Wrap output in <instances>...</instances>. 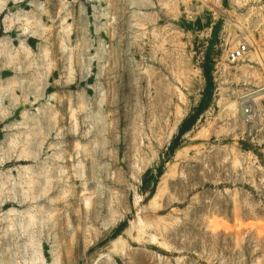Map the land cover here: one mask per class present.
Instances as JSON below:
<instances>
[{
	"label": "rangeland",
	"instance_id": "374dc122",
	"mask_svg": "<svg viewBox=\"0 0 264 264\" xmlns=\"http://www.w3.org/2000/svg\"><path fill=\"white\" fill-rule=\"evenodd\" d=\"M0 264H264V0H0Z\"/></svg>",
	"mask_w": 264,
	"mask_h": 264
},
{
	"label": "built area",
	"instance_id": "2783aa9c",
	"mask_svg": "<svg viewBox=\"0 0 264 264\" xmlns=\"http://www.w3.org/2000/svg\"><path fill=\"white\" fill-rule=\"evenodd\" d=\"M248 52H249V45L241 44L239 47H237L229 54V59L232 63L238 62L240 60H243L248 54ZM252 112H253V106L248 105L245 109V115L247 117H250Z\"/></svg>",
	"mask_w": 264,
	"mask_h": 264
},
{
	"label": "trees",
	"instance_id": "16d2710c",
	"mask_svg": "<svg viewBox=\"0 0 264 264\" xmlns=\"http://www.w3.org/2000/svg\"><path fill=\"white\" fill-rule=\"evenodd\" d=\"M185 131H186V129L184 128V126L181 127V128H180V135L183 134ZM176 147H177V146H176V144H175V145H173L172 148L175 149Z\"/></svg>",
	"mask_w": 264,
	"mask_h": 264
}]
</instances>
